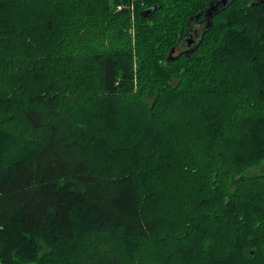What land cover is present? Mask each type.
Returning <instances> with one entry per match:
<instances>
[{
  "label": "trees",
  "instance_id": "16d2710c",
  "mask_svg": "<svg viewBox=\"0 0 264 264\" xmlns=\"http://www.w3.org/2000/svg\"><path fill=\"white\" fill-rule=\"evenodd\" d=\"M213 1L0 0V264H264V0L165 58Z\"/></svg>",
  "mask_w": 264,
  "mask_h": 264
},
{
  "label": "flooded vegetation",
  "instance_id": "af4514ba",
  "mask_svg": "<svg viewBox=\"0 0 264 264\" xmlns=\"http://www.w3.org/2000/svg\"><path fill=\"white\" fill-rule=\"evenodd\" d=\"M227 1V0H226ZM207 22L202 21V16L197 19H191V22L187 25V31L178 43L177 47H174L173 57L182 55L184 57L186 52H189L201 38Z\"/></svg>",
  "mask_w": 264,
  "mask_h": 264
},
{
  "label": "water",
  "instance_id": "95a60500",
  "mask_svg": "<svg viewBox=\"0 0 264 264\" xmlns=\"http://www.w3.org/2000/svg\"><path fill=\"white\" fill-rule=\"evenodd\" d=\"M226 2H227L226 0H218L215 2L213 1V2L209 3V5L205 8V10L201 14H199L198 16L195 17L197 19L199 16H202V21L207 22L205 28H203L204 31L201 35V38H202L204 32L209 28L214 14H216L218 12V8L221 6H225ZM255 4H256V2L252 1L249 4V6L252 7ZM154 10H155L154 8L153 9H145L141 12V16L146 18V17L150 16ZM192 51H193V49L190 52H192ZM173 53H174V49H171L167 53L165 58L168 62L175 61L177 59V57H173ZM187 54H188V52L185 53L186 56H187Z\"/></svg>",
  "mask_w": 264,
  "mask_h": 264
},
{
  "label": "rangeland",
  "instance_id": "374dc122",
  "mask_svg": "<svg viewBox=\"0 0 264 264\" xmlns=\"http://www.w3.org/2000/svg\"><path fill=\"white\" fill-rule=\"evenodd\" d=\"M258 172H259L258 169H257V170H253V169H251V170H249L248 173H249V174H252V173L255 174V173H258Z\"/></svg>",
  "mask_w": 264,
  "mask_h": 264
},
{
  "label": "built area",
  "instance_id": "2783aa9c",
  "mask_svg": "<svg viewBox=\"0 0 264 264\" xmlns=\"http://www.w3.org/2000/svg\"><path fill=\"white\" fill-rule=\"evenodd\" d=\"M118 9L120 10V8L118 7Z\"/></svg>",
  "mask_w": 264,
  "mask_h": 264
}]
</instances>
